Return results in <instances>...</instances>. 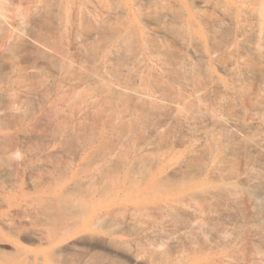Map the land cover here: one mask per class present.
Wrapping results in <instances>:
<instances>
[{
  "label": "bare ground",
  "instance_id": "6f19581e",
  "mask_svg": "<svg viewBox=\"0 0 264 264\" xmlns=\"http://www.w3.org/2000/svg\"><path fill=\"white\" fill-rule=\"evenodd\" d=\"M16 1L0 0V47ZM29 2L14 98L0 56V191L11 225L25 206L54 246L86 247L48 264L106 248L120 213H174L211 173L264 185V29L248 33L235 0Z\"/></svg>",
  "mask_w": 264,
  "mask_h": 264
},
{
  "label": "rangeland",
  "instance_id": "374dc122",
  "mask_svg": "<svg viewBox=\"0 0 264 264\" xmlns=\"http://www.w3.org/2000/svg\"><path fill=\"white\" fill-rule=\"evenodd\" d=\"M235 1L244 14L241 26L247 28L248 33L257 26L264 29V0ZM22 3L31 5L29 0L16 1L13 13L16 16L18 13L19 17L11 19V28L2 33L8 44L0 47V56H5L9 73L7 87L11 98L17 91L19 65V46L13 36L26 30L30 20ZM241 54H250L249 49H241ZM222 73L225 75L227 71ZM226 188L237 193L241 202L222 203L211 199ZM164 195L161 203L167 198V194ZM7 199L6 193L0 191V264H48L50 259L57 263L67 256L85 253L86 247L79 239L71 244L54 246L34 223L33 214L25 206L12 211L11 225ZM168 205L174 207V213L161 215L157 211L139 218L132 214L117 215L107 247L92 250L80 264L91 263L93 256L101 257L103 264H264V185L247 184L234 177L221 179L211 173L202 192L180 195ZM162 206L166 209V202ZM242 209H247L250 218H243ZM201 223L205 227L209 225L205 235L194 232L193 227ZM223 228L225 230L221 232Z\"/></svg>",
  "mask_w": 264,
  "mask_h": 264
}]
</instances>
